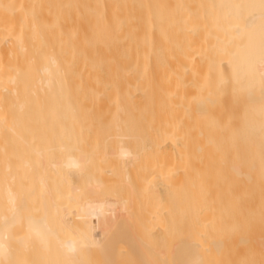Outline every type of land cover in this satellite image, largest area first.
I'll list each match as a JSON object with an SVG mask.
<instances>
[{"label":"bare ground","instance_id":"6f19581e","mask_svg":"<svg viewBox=\"0 0 264 264\" xmlns=\"http://www.w3.org/2000/svg\"><path fill=\"white\" fill-rule=\"evenodd\" d=\"M0 264H264V0H0Z\"/></svg>","mask_w":264,"mask_h":264},{"label":"rangeland","instance_id":"374dc122","mask_svg":"<svg viewBox=\"0 0 264 264\" xmlns=\"http://www.w3.org/2000/svg\"><path fill=\"white\" fill-rule=\"evenodd\" d=\"M91 171H92L91 169H88V170H87V174H90V173L92 174V173H93V174L95 175V173H96V175H97L98 170H97V172H96L95 170H94V172H91ZM102 175H103V174H102ZM74 178H75L76 183H77V182H78V181H77V180H78L77 175L74 174Z\"/></svg>","mask_w":264,"mask_h":264}]
</instances>
